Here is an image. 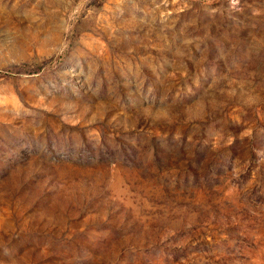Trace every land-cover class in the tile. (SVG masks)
<instances>
[{"label": "rangeland", "instance_id": "rangeland-1", "mask_svg": "<svg viewBox=\"0 0 264 264\" xmlns=\"http://www.w3.org/2000/svg\"><path fill=\"white\" fill-rule=\"evenodd\" d=\"M0 264H264V0H0Z\"/></svg>", "mask_w": 264, "mask_h": 264}]
</instances>
